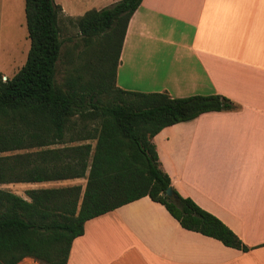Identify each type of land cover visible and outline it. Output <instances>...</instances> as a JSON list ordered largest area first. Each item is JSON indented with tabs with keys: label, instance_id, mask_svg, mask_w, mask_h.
<instances>
[{
	"label": "trees",
	"instance_id": "16d2710c",
	"mask_svg": "<svg viewBox=\"0 0 264 264\" xmlns=\"http://www.w3.org/2000/svg\"><path fill=\"white\" fill-rule=\"evenodd\" d=\"M142 1L119 0L70 18L86 58L59 85L62 7L55 0H25L27 60L12 78L0 72V154L28 151L0 155V184L74 178L87 184L29 190L28 199L0 188V264L25 257L67 264L88 220L145 196L163 204L182 227L250 249L216 215L172 187L153 142L167 126L233 110V101L220 94L131 91L116 83L127 28ZM168 187L178 202L166 195Z\"/></svg>",
	"mask_w": 264,
	"mask_h": 264
},
{
	"label": "crops",
	"instance_id": "0c3cea01",
	"mask_svg": "<svg viewBox=\"0 0 264 264\" xmlns=\"http://www.w3.org/2000/svg\"><path fill=\"white\" fill-rule=\"evenodd\" d=\"M117 1L55 0L69 19ZM25 7V0H0V28L23 32ZM116 83L233 101V110L167 126L153 142L172 187L250 249L182 227L145 196L88 220L67 264H264V0H143L127 28ZM19 264L40 263L25 257Z\"/></svg>",
	"mask_w": 264,
	"mask_h": 264
},
{
	"label": "rangeland",
	"instance_id": "374dc122",
	"mask_svg": "<svg viewBox=\"0 0 264 264\" xmlns=\"http://www.w3.org/2000/svg\"><path fill=\"white\" fill-rule=\"evenodd\" d=\"M25 16V14H24ZM63 18V19H62ZM62 19V21H61ZM61 21V39L63 40L62 60L58 65L57 82L62 85L67 77L69 70L84 61L86 56L85 45L82 39L81 32L76 24L69 18H64L63 12L59 16ZM26 22V18H25ZM23 32L13 24H5L0 28V69L4 71V78H12L18 70L25 64L27 53H25L26 40L30 46L28 38L27 26L24 27ZM23 33V35H22ZM27 37V38H26ZM27 45V46H28ZM90 52H95L90 50ZM74 62V64H73ZM93 146L95 140L92 141ZM60 145H52V147H59ZM44 148V147H41ZM27 149L15 150L0 155H10L23 153ZM87 184L86 178H74L59 181H43V182H18L0 184V188L6 191L13 192L23 198L28 199L27 191L33 189H47V188H62L73 185H82L85 189ZM24 259V258H23ZM22 259V260H23ZM21 260V261H22ZM35 260V259H34ZM37 261V260H36ZM40 264H44L37 261ZM19 264V263H18Z\"/></svg>",
	"mask_w": 264,
	"mask_h": 264
},
{
	"label": "water",
	"instance_id": "95a60500",
	"mask_svg": "<svg viewBox=\"0 0 264 264\" xmlns=\"http://www.w3.org/2000/svg\"><path fill=\"white\" fill-rule=\"evenodd\" d=\"M166 195L170 197L173 201L178 202V196L175 194L172 187H168L166 190Z\"/></svg>",
	"mask_w": 264,
	"mask_h": 264
}]
</instances>
